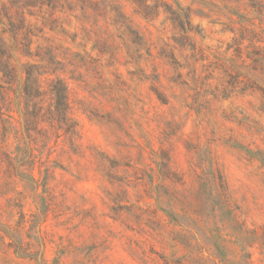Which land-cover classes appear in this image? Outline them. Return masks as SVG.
<instances>
[{
  "label": "clouds",
  "instance_id": "obj_1",
  "mask_svg": "<svg viewBox=\"0 0 264 264\" xmlns=\"http://www.w3.org/2000/svg\"><path fill=\"white\" fill-rule=\"evenodd\" d=\"M0 264H264V0H0Z\"/></svg>",
  "mask_w": 264,
  "mask_h": 264
}]
</instances>
